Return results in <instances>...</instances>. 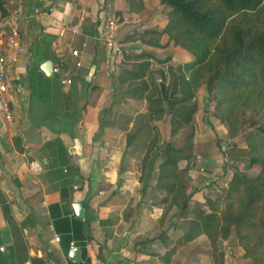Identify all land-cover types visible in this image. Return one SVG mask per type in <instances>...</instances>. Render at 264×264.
Instances as JSON below:
<instances>
[{
    "label": "crops",
    "instance_id": "crops-1",
    "mask_svg": "<svg viewBox=\"0 0 264 264\" xmlns=\"http://www.w3.org/2000/svg\"><path fill=\"white\" fill-rule=\"evenodd\" d=\"M0 6L19 15L21 51L8 70L24 87L12 120L0 116V191L14 221L22 218L28 256L45 264H211L203 234L162 259L186 229L192 209L232 175L224 150L227 130L212 119L205 87L177 106L196 107L187 209L174 207L162 218L163 194L155 189L161 157L151 169L141 167L154 132L160 142L170 137L163 132L169 117L155 114L163 104L161 85L178 64L192 59L167 33L158 34L169 8L160 0H142L134 9L128 0H0ZM112 12L129 13L139 23L120 30L122 53L108 59L103 21ZM78 20L81 32L70 33L67 25ZM132 32L140 38L124 40ZM45 61L63 64V72L47 75ZM143 62L149 63L144 75L132 78L129 72ZM64 77L67 85L60 82ZM31 163L40 170H31ZM14 197L21 214L9 201ZM76 202L83 218L74 212ZM202 242L204 248L198 247ZM72 245L79 260L69 257ZM0 264H17L1 208Z\"/></svg>",
    "mask_w": 264,
    "mask_h": 264
},
{
    "label": "trees",
    "instance_id": "trees-1",
    "mask_svg": "<svg viewBox=\"0 0 264 264\" xmlns=\"http://www.w3.org/2000/svg\"><path fill=\"white\" fill-rule=\"evenodd\" d=\"M128 1L131 9L142 5V0ZM160 2L169 10L166 25L158 34L167 33L175 45L192 54L189 62L177 65L168 84L161 85L163 104L155 114L167 112L174 118L170 137L160 142L155 132L141 161L144 171L161 157L155 189L163 194L162 218L174 207L182 213L190 199L187 174L193 158L192 116L196 107L177 106L190 102L205 87L215 100L211 114L227 126L229 137L248 128L242 135L245 147L232 144L228 151L229 155L248 158L245 170L235 169L214 198L192 209L186 229L162 259L168 261L177 248L203 234L209 241L212 264H225L218 242L234 232L243 257L251 259L250 264H264V0ZM139 38V33L132 32L124 40ZM148 64H138L129 74L132 78L142 77ZM182 160L187 162L185 166L179 165ZM253 165L260 169L250 176L246 170ZM0 208L13 235L16 263L45 264L43 258L28 256L19 226L1 191Z\"/></svg>",
    "mask_w": 264,
    "mask_h": 264
},
{
    "label": "built area",
    "instance_id": "built-area-1",
    "mask_svg": "<svg viewBox=\"0 0 264 264\" xmlns=\"http://www.w3.org/2000/svg\"><path fill=\"white\" fill-rule=\"evenodd\" d=\"M38 12V8L35 9ZM19 15L16 10H3L0 8V116L6 120H12V111L17 99L24 93L23 84L9 74V68L16 62L21 51L18 31ZM139 23L138 19L131 17L129 13L112 12L103 21L104 43L108 59L122 53V44L119 41V32L123 27ZM70 33L81 32V20L67 25ZM71 54L79 55L78 50H72ZM79 65V62L77 63ZM63 72V64L53 66V73ZM160 81V79H159ZM62 85H67L68 80L61 79ZM30 169L40 170L38 164L31 163ZM58 241L59 237L55 236ZM73 247V245H72Z\"/></svg>",
    "mask_w": 264,
    "mask_h": 264
},
{
    "label": "rangeland",
    "instance_id": "rangeland-1",
    "mask_svg": "<svg viewBox=\"0 0 264 264\" xmlns=\"http://www.w3.org/2000/svg\"><path fill=\"white\" fill-rule=\"evenodd\" d=\"M208 95H209V102H212L211 104H212V109H211V112H212V110H213V107H214V104H215V100L213 99V96H212V94H209L208 93ZM165 115H167V117H169V119L167 118L166 120L164 119L163 121H164V124H163V126H164V130H163V132H164V134L165 135H167L168 136V132H169V134H170V131H171V127H172V122L174 121V118L172 119V117H171V115L169 114V113H167V112H165L164 113V115H163V117L165 116ZM163 117H161L159 120H162V118ZM211 117H212V119L213 120H215V121H217V122H219L217 119H215L213 116H212V114H211ZM192 123H193V119H192ZM222 124H224V123H222ZM159 125H161L160 123H159ZM225 125V124H224ZM167 126L169 127V131L167 130ZM225 127H226V130H227V126L225 125ZM247 127H245V128H243L242 130H241V132L240 133H238V135H236L235 137H229L228 135V139L226 140V143L224 144V150L226 151V154H227V159L229 158V159H231V160H229V161H232V163H231V167H232V173L234 172V170L235 169H239V170H245V168H246V165H247V161H248V158L246 157V156H244V155H238V156H234V155H229L228 154V151H229V149H230V146L232 147V144H236L237 146H239V145H242V146H240V147H245V141H244V139H243V134H244V132L246 131V130H248V128L246 129ZM250 129V128H249ZM228 131V130H227ZM156 132V131H155ZM155 132H154V134H155ZM153 134V135H154ZM158 134V133H157ZM163 134V137L165 136ZM153 135L150 137V138H152L153 137ZM142 136V135H141ZM160 140V139H159ZM165 141V140H164ZM149 142V141H148ZM147 146H148V144H147ZM259 169H260V167L258 166V165H253L252 167H250V168H247V170H246V173L248 174V175H250V176H255L257 173H258V171H259ZM226 186V185H225ZM224 187V186H223ZM220 188L221 187H218L216 190H215V192H214V194H213V196H212V198H214L218 193H219V191H220ZM207 198H209V197H207ZM206 198V199H207ZM9 201H10V203L12 202H14V203H16L17 204V207L15 208V214H21V212L19 211V207H20V205H19V203L17 202V200H15V197L14 198H12V199H9ZM220 206L221 207H223L224 206V204H223V202L220 204ZM18 219V218H17ZM22 218L20 217L19 218V220H18V224H17V226H19V229H20V235L22 236V239H23V241H24V243L26 242L25 241V238H24V236H23V230H22V226H24L22 223H20L22 220H21ZM25 245H27V244H25ZM198 247H203L204 248V246H203V242L202 243H198ZM26 248H27V246H26ZM209 257H210V260H208V257H206L205 256V261L206 262H208V261H210V263L212 264V257H211V251H210V246H209ZM218 249H219V251H222L223 253H224V261H225V264H250L251 263V259H249V258H245V257H243V249L241 248V246H239V244H238V240H237V238H236V236H235V234H234V232H231V234L229 235V237L226 239V240H219V242H218ZM208 255V254H207ZM204 263V262H203Z\"/></svg>",
    "mask_w": 264,
    "mask_h": 264
},
{
    "label": "water",
    "instance_id": "water-1",
    "mask_svg": "<svg viewBox=\"0 0 264 264\" xmlns=\"http://www.w3.org/2000/svg\"><path fill=\"white\" fill-rule=\"evenodd\" d=\"M41 68L47 75H51L53 73V63L51 61H45L42 65ZM169 108L167 107V110ZM74 212L77 217L83 218V207L80 202H76L73 204ZM79 253V248L78 247H71L69 250V257L72 259H77L79 260L78 257Z\"/></svg>",
    "mask_w": 264,
    "mask_h": 264
}]
</instances>
